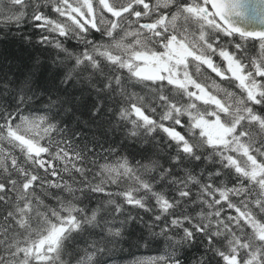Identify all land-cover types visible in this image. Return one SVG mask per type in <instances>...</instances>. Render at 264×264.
<instances>
[{
	"label": "snow or ice",
	"instance_id": "snow-or-ice-1",
	"mask_svg": "<svg viewBox=\"0 0 264 264\" xmlns=\"http://www.w3.org/2000/svg\"><path fill=\"white\" fill-rule=\"evenodd\" d=\"M186 262L264 264V0H0V264Z\"/></svg>",
	"mask_w": 264,
	"mask_h": 264
},
{
	"label": "trees",
	"instance_id": "trees-1",
	"mask_svg": "<svg viewBox=\"0 0 264 264\" xmlns=\"http://www.w3.org/2000/svg\"><path fill=\"white\" fill-rule=\"evenodd\" d=\"M14 30H15V29H13V31H14ZM195 251H196V249H189V250L187 251L186 254H187L189 257H191L192 253L195 252ZM137 254H139V253H137ZM124 259H128V257L125 256ZM186 264H187V262H186Z\"/></svg>",
	"mask_w": 264,
	"mask_h": 264
}]
</instances>
